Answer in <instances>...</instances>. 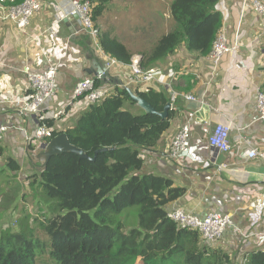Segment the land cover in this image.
<instances>
[{"label": "crops", "instance_id": "obj_1", "mask_svg": "<svg viewBox=\"0 0 264 264\" xmlns=\"http://www.w3.org/2000/svg\"><path fill=\"white\" fill-rule=\"evenodd\" d=\"M41 1L42 8L26 33L6 19L5 10L0 7V126L10 128L0 140L1 205L7 204L8 197L3 193H8L10 179L29 185L31 178L40 173L33 157L42 151L44 143L35 138L36 130L43 121H52V131L61 133L75 125L87 104L83 100L72 104L73 90L80 80L95 78L103 62L102 51L94 39L78 19L69 18V0ZM153 1L156 4L140 7L145 9L130 29L132 34L154 33L148 47L175 28L170 0ZM217 10L224 17L221 33L226 34L229 45H236L232 54L223 57L220 66L214 68L208 56L190 52L182 45L159 67L151 68L160 69L165 76L173 73L170 89H175L179 96L172 105L174 118L170 129L154 149L143 151L145 164L139 174L168 178L176 187L186 189V194L168 209L180 208L198 217L213 212L231 216L234 228L209 247L236 264L250 253L264 252V162L244 157L248 148L238 141L240 133L252 140L254 148L264 151V122L258 119L256 110L257 93L264 92V17L246 0H219ZM67 19L70 20L65 22ZM54 23L57 26L52 31ZM96 24L101 29L102 23ZM113 37L134 54L133 58L146 52H133L120 36ZM49 64L59 68L57 95L39 113L21 115L13 102L29 92L25 66L40 68ZM129 76V67H115L104 87L112 91L115 87H127ZM151 88L165 89L170 96L164 83L153 82ZM188 95L201 103L186 100L184 96ZM219 123L232 125L233 144L228 154L212 159L208 138L213 126ZM184 125L190 127L195 156L170 160L167 151ZM28 136L32 137L31 142L27 141ZM9 159L20 166L19 171L7 167ZM220 163L228 164L230 169L217 171L216 164ZM20 198L17 204L22 202Z\"/></svg>", "mask_w": 264, "mask_h": 264}, {"label": "trees", "instance_id": "obj_2", "mask_svg": "<svg viewBox=\"0 0 264 264\" xmlns=\"http://www.w3.org/2000/svg\"><path fill=\"white\" fill-rule=\"evenodd\" d=\"M112 2L92 0L95 23ZM218 4L219 0H170L175 28L141 54V67H159L182 45L209 57L224 26ZM98 44L107 56L131 64L134 54L110 33L100 32ZM104 83L96 81L95 86ZM151 86L141 90L135 86L132 92L161 113L170 102L169 93ZM173 118V110L165 119L145 113L125 87H115L101 102L89 105L65 134L91 158L98 150L109 151L94 161L73 153L54 156L43 173L31 178L30 185L47 198L48 217L28 215L17 231H0V264H37L45 242L31 226L36 220L38 231L50 239V260L44 264L52 258L56 264H231L227 255L206 246L198 231L181 229L168 217L174 209L169 205L186 194L185 188L168 178L139 174L145 164L143 151L158 145ZM52 124L41 125L52 129ZM60 134L53 131L48 142ZM7 167L20 170L12 159ZM246 259L249 264H264V252L250 253Z\"/></svg>", "mask_w": 264, "mask_h": 264}, {"label": "built area", "instance_id": "obj_3", "mask_svg": "<svg viewBox=\"0 0 264 264\" xmlns=\"http://www.w3.org/2000/svg\"><path fill=\"white\" fill-rule=\"evenodd\" d=\"M250 2L259 15L264 17V3L260 0H246ZM71 6V12L69 16L77 17L78 21L85 30L96 42L98 48V37L100 34V27L94 22L92 15V0H69ZM0 7L5 10L6 19L13 22L16 28L26 33L30 28L32 19L40 12L42 8L41 0H0ZM61 21V20H60ZM59 21V22H60ZM57 24H53L51 30L54 31ZM57 33L59 29L57 28ZM236 50V45H229L226 34L221 33L215 41L212 52L209 55V60L214 68L220 66V63L225 55L232 54ZM103 61H106L108 69L101 73L96 78H87L77 82L73 90L74 104L77 100H83L86 102L87 107L101 102L108 96L112 90H106L105 87L96 88V81L108 80L110 71L119 66V63L109 56L101 52ZM141 57H135L133 64L131 65V73L128 78L127 87H148L153 82L164 83L165 87L170 89V78L165 76L160 69L142 70L139 66ZM58 72L57 65L49 64L44 67L36 68L32 65H26L24 73L27 76L29 84V92L21 100L14 101L13 103L20 108L21 115L36 114L41 111L43 106L57 95L58 90ZM170 102L172 105L176 102L179 94L170 89ZM185 99L194 102L201 103V101L195 96L188 95ZM256 110L258 113V119L264 122V93L259 90L256 98ZM10 128L1 125L0 126V140L3 139V135ZM232 125L226 123H219L213 126L212 132L208 138L209 146L212 149L211 158L216 159L221 155L228 154L232 148L231 132ZM52 129L41 125L35 132V138L42 143H48V140L52 138ZM190 127L184 125L178 130L173 138L169 149L167 151V157L170 160H182L189 156H195L194 149L190 143ZM238 141L248 148V151L244 154V157L254 160L261 159L264 162V151H259L253 147L252 140L239 133ZM32 137L27 138V141L31 142ZM216 169L219 172L229 170L230 167L226 163L216 164ZM168 217L173 220L181 229H192L193 231H199L202 242L206 245H213L220 241L229 229L234 228L233 218L229 215H222L218 212H213L205 217H198L190 214L183 209L174 208L168 212ZM236 264H249L247 259H242Z\"/></svg>", "mask_w": 264, "mask_h": 264}, {"label": "rangeland", "instance_id": "obj_4", "mask_svg": "<svg viewBox=\"0 0 264 264\" xmlns=\"http://www.w3.org/2000/svg\"><path fill=\"white\" fill-rule=\"evenodd\" d=\"M168 0L165 1V3ZM144 4H156L153 0H115L112 2L107 12L99 21L102 23L100 32L110 33L112 36L117 35L122 38L124 43L132 49L133 52L147 51L148 40L154 37V33L147 34H132L130 29L134 24L140 20L142 11L145 8H140ZM185 97V96H184ZM7 180L4 179V187ZM8 193H3L8 197L7 204L0 203V229L8 230L12 229L17 231L23 224L22 218L28 215H32L33 218L43 220L44 217H48L47 212V198L43 196L42 190L39 187H33L30 184H19L13 180L8 181ZM4 190H6L4 188ZM20 195L21 198H20ZM22 201L17 204V201ZM126 212L123 213V215ZM31 221V226L42 237V241L45 242V246L42 251H39V259L37 264H44L50 260L49 257V245L50 239L46 234H41L38 231L40 227V221ZM128 225V224H127ZM50 264H56V261L52 258Z\"/></svg>", "mask_w": 264, "mask_h": 264}, {"label": "water", "instance_id": "obj_5", "mask_svg": "<svg viewBox=\"0 0 264 264\" xmlns=\"http://www.w3.org/2000/svg\"><path fill=\"white\" fill-rule=\"evenodd\" d=\"M69 18H75L78 19L77 17H69ZM67 19L65 22H68ZM108 66L106 61H103L102 64H100L99 69L97 73H95V78L100 75L101 73L107 71ZM107 82V80H106ZM128 92L130 93V96L134 102H136L137 106L143 110L147 114H157L159 115L162 119L167 118L169 111L172 109V103L168 102L164 108V111L161 113H157L155 109L143 98L137 96L132 92V89L130 87H125ZM41 152L36 154L34 158V162L39 165L40 173H43L48 166V163L50 162L51 158L60 154L64 153H73L76 156H78L80 159L84 160H90L94 161L96 159V156L101 153V152H106L109 151L108 148H104L101 150H98L95 152L94 158L89 157L82 149L77 148L73 146L68 138L65 132H62L59 136L53 138L51 141L48 143H45L41 146Z\"/></svg>", "mask_w": 264, "mask_h": 264}, {"label": "bare ground", "instance_id": "obj_6", "mask_svg": "<svg viewBox=\"0 0 264 264\" xmlns=\"http://www.w3.org/2000/svg\"><path fill=\"white\" fill-rule=\"evenodd\" d=\"M212 48H213V47H212ZM211 52H212V50H211ZM211 52H210V53H211ZM110 58H111V57H110ZM111 59H112V58H111ZM113 60H114V59H113ZM134 60H135V57L132 59V62H131L130 65H123V64H121V63L118 62V63H119V66H117V67H121V66H122V67H126V66H127V67H129V69H130V73H131V65L133 64ZM115 61H116V60H115ZM139 66H140V68H141L142 70H148V69H144V68H142L140 64H139ZM149 70H150V69H149ZM262 92H263V91H262ZM263 93H264V92H263ZM171 110H172V109H171ZM186 230H192V229H189V228H188V229H186ZM198 232H199V231H198Z\"/></svg>", "mask_w": 264, "mask_h": 264}]
</instances>
